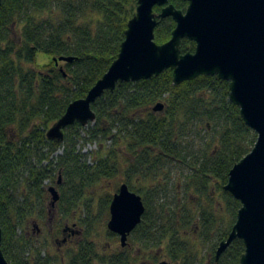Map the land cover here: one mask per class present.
<instances>
[{
	"label": "trees",
	"instance_id": "trees-1",
	"mask_svg": "<svg viewBox=\"0 0 264 264\" xmlns=\"http://www.w3.org/2000/svg\"><path fill=\"white\" fill-rule=\"evenodd\" d=\"M169 1L183 10L188 6L186 0ZM137 5L138 0L2 1L0 224L2 249L13 264L51 263L27 233L32 219L48 216L46 180L60 192L56 236L69 220L91 225L88 190L121 173L146 206L128 245L108 254L86 239L68 264L240 263L242 239H235L218 260L216 250L241 207L225 189L229 172L252 150L257 133L230 100L229 81L201 75L175 84L168 68L107 90L92 103L96 119L87 136L78 122L64 130L62 140L47 136L68 105L85 97L117 58ZM175 25L172 17L159 19L155 40L168 41ZM195 46L184 38L181 50L194 51ZM39 52L52 56L42 70L35 67ZM62 56L73 60L57 64L54 58ZM160 102L163 110L155 111ZM80 140L101 145L92 164L78 148ZM174 167L187 171L181 186L174 182ZM212 183L218 185L215 195ZM188 192L197 194L198 201H191ZM112 198L110 193L102 198L109 216Z\"/></svg>",
	"mask_w": 264,
	"mask_h": 264
},
{
	"label": "water",
	"instance_id": "water-1",
	"mask_svg": "<svg viewBox=\"0 0 264 264\" xmlns=\"http://www.w3.org/2000/svg\"><path fill=\"white\" fill-rule=\"evenodd\" d=\"M186 1L188 6L183 10L169 0H138L117 58L85 97L68 105L47 136L62 140L68 126L76 122L87 125L96 119L92 103L107 90L114 91L123 82L152 78L168 68L173 70L175 84L201 75H217L229 81V98L240 107L243 120L257 133V140L229 172L225 189L241 202V207L229 235L216 250V259L240 238L245 251L239 264H264V0ZM156 6L161 7L159 12L155 11ZM166 17H172L176 25L171 38L158 43L155 30L159 19ZM184 38L196 43L194 51L182 52ZM54 60L58 64L72 61L73 57ZM163 108L161 102L153 107L155 111ZM1 149L0 144V153ZM48 191L51 206L56 207L60 192L55 185L49 186ZM145 210L142 196L127 183L113 194L107 226L120 235L123 247L128 245L129 235L141 222ZM0 264H13L2 249L1 224ZM158 264L173 262L163 259Z\"/></svg>",
	"mask_w": 264,
	"mask_h": 264
},
{
	"label": "rangeland",
	"instance_id": "rangeland-1",
	"mask_svg": "<svg viewBox=\"0 0 264 264\" xmlns=\"http://www.w3.org/2000/svg\"><path fill=\"white\" fill-rule=\"evenodd\" d=\"M52 61V56L49 55L46 52H39L36 56V62L35 67L39 70H42L43 67L47 64H49ZM95 121L89 122L87 125H83L85 127V131H83L82 135H86V131L94 124ZM54 124V123H53ZM51 124V126L53 125ZM50 126V127H51ZM108 146H110V142L108 145L103 146L102 148V154L108 151ZM78 148L81 150L82 153L85 154V157L88 159V161L92 164L94 158L97 156V151L101 148V145L96 142H90L89 140H80L78 143ZM62 153V149L57 151L55 153V156ZM187 171L181 172L178 167H174L173 174L176 176V181L179 186L182 184V180H184V175H186ZM122 183H124V175L118 174L116 177L112 179H104L99 181L95 186H93L90 190H88V201L86 203H89L91 205V225H87L84 222L73 219L69 220V223L76 222L78 223V227L83 231V241L86 239L88 241H92L95 243L96 247L100 249V251L103 250H110L112 247H116L120 245L119 239H115L114 236L109 234V229L107 226L108 220L110 216L107 214L105 210V200L102 199L107 193L114 194L117 192L116 188L120 186ZM46 187L55 185L52 184L49 180H46L45 182ZM139 185V183H137ZM211 192L215 195V193L218 191V185L215 183H212L210 186ZM211 193V194H212ZM188 198L193 201L197 202L198 197L196 195H190L188 192ZM220 198L219 200H221ZM204 203H207V200L204 198ZM58 205V203H57ZM52 207L51 206V194L49 192L48 199L46 200V206L49 208L48 216L44 219H38L37 221L33 222V219L30 221V228L28 229V234H33L34 241L37 242L38 246L43 247L42 256H50L51 263L52 264H58L60 261L58 260L57 256V243H56V237L61 238L62 235L59 233L58 235H54V229L57 226V219H58V206ZM196 205V204H195ZM83 213L85 211H82ZM230 218L231 215L229 214ZM32 223H37V226H33ZM222 225V222L221 224ZM63 226H61L62 230ZM130 237V236H129ZM35 245V244H34ZM119 248V247H118ZM30 254V253H29ZM31 254L33 252L31 251ZM28 255V253H27ZM30 256V255H29ZM162 260V259H161ZM160 260V261H161ZM159 261V262H160Z\"/></svg>",
	"mask_w": 264,
	"mask_h": 264
},
{
	"label": "flooded vegetation",
	"instance_id": "flooded-vegetation-1",
	"mask_svg": "<svg viewBox=\"0 0 264 264\" xmlns=\"http://www.w3.org/2000/svg\"><path fill=\"white\" fill-rule=\"evenodd\" d=\"M114 234H116L117 236V238L115 239H119L120 241V235L117 233H114ZM61 235H62L61 238L56 237V243H57V249H58L56 254L58 256V260H61L58 264H68L67 259H69V256L74 255L79 250L82 244L83 231L78 227V223L76 222L69 223V221H67V222H64L63 228L61 230ZM118 247L122 248L123 246L120 243L119 246L112 247L110 248V250L107 249L105 250V252L108 254H111V252L117 250ZM140 264H149V263L148 261L142 260Z\"/></svg>",
	"mask_w": 264,
	"mask_h": 264
}]
</instances>
